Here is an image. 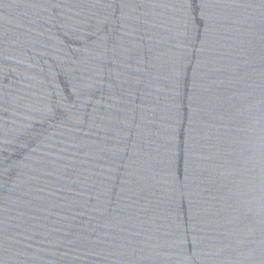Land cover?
Segmentation results:
<instances>
[{
  "label": "water",
  "instance_id": "obj_1",
  "mask_svg": "<svg viewBox=\"0 0 264 264\" xmlns=\"http://www.w3.org/2000/svg\"><path fill=\"white\" fill-rule=\"evenodd\" d=\"M0 264H264V0H0Z\"/></svg>",
  "mask_w": 264,
  "mask_h": 264
}]
</instances>
